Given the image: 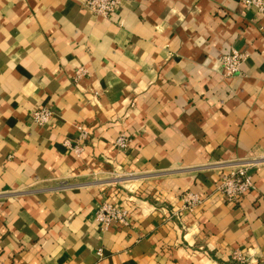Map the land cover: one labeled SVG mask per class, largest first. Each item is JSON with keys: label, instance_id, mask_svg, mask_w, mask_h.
<instances>
[{"label": "crops", "instance_id": "crops-1", "mask_svg": "<svg viewBox=\"0 0 264 264\" xmlns=\"http://www.w3.org/2000/svg\"><path fill=\"white\" fill-rule=\"evenodd\" d=\"M84 1L0 0V264H264V12L121 0L105 17ZM234 48L249 56L227 76ZM252 158L255 187L227 202L220 173ZM106 200L129 225L100 230Z\"/></svg>", "mask_w": 264, "mask_h": 264}, {"label": "built area", "instance_id": "built-area-1", "mask_svg": "<svg viewBox=\"0 0 264 264\" xmlns=\"http://www.w3.org/2000/svg\"><path fill=\"white\" fill-rule=\"evenodd\" d=\"M246 6H257L260 12H264V0H243ZM121 0H85L84 6L96 13L97 15L111 17L113 16ZM249 53L246 50L232 49L230 53L223 55L220 59L221 68L224 75H237L241 73V65L248 58ZM31 118L33 123L38 126L47 125L54 111L50 106L36 107L31 110ZM79 141L72 146V149L78 154L81 153L84 146V141L89 138V133L84 126L79 125ZM115 146L121 150L127 149L131 144L130 137L121 133L114 142ZM264 158V157H263ZM257 158L243 161L242 164L231 169L223 170L220 173L218 189L224 199L229 203H238L244 195L255 187V182L252 175L253 164ZM183 205L182 210H193L203 202L201 195L194 190H186L181 195ZM130 210L128 206L111 201H104L96 211V221L101 231H107L114 224L129 225ZM99 254L102 255V249H99ZM233 257L238 261L245 263L247 259L239 252L235 251Z\"/></svg>", "mask_w": 264, "mask_h": 264}]
</instances>
